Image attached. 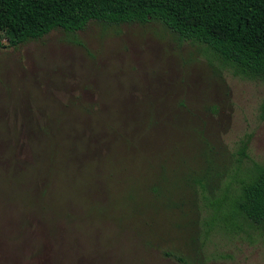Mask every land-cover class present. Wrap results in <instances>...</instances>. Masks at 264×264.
<instances>
[{
  "label": "rangeland",
  "instance_id": "374dc122",
  "mask_svg": "<svg viewBox=\"0 0 264 264\" xmlns=\"http://www.w3.org/2000/svg\"><path fill=\"white\" fill-rule=\"evenodd\" d=\"M263 104L264 79L156 20L0 47V264H264L229 218Z\"/></svg>",
  "mask_w": 264,
  "mask_h": 264
},
{
  "label": "trees",
  "instance_id": "16d2710c",
  "mask_svg": "<svg viewBox=\"0 0 264 264\" xmlns=\"http://www.w3.org/2000/svg\"><path fill=\"white\" fill-rule=\"evenodd\" d=\"M91 20L159 21L180 39L204 44L240 76L264 79V0H0V47L16 46L53 29L73 32ZM55 144H49L53 147L44 151V158L53 155ZM51 166L59 167L54 160ZM197 183L206 190L202 179ZM87 213L101 211L90 206ZM237 217L264 232V168L241 185L229 215L231 220ZM68 218L66 213L61 219Z\"/></svg>",
  "mask_w": 264,
  "mask_h": 264
}]
</instances>
